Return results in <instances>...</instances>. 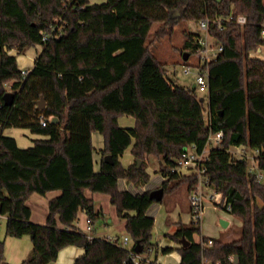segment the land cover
I'll list each match as a JSON object with an SVG mask.
<instances>
[{
	"label": "trees",
	"instance_id": "obj_1",
	"mask_svg": "<svg viewBox=\"0 0 264 264\" xmlns=\"http://www.w3.org/2000/svg\"><path fill=\"white\" fill-rule=\"evenodd\" d=\"M177 12L178 23L210 19L212 35L224 46L216 60L199 66L208 71V107L196 88L169 80L166 63L148 44L153 26L163 25L157 31L160 40ZM241 14L247 17L244 29L231 22L220 30L215 23L221 16ZM197 38L186 32L183 56L197 52ZM37 45L43 49L23 76L17 55ZM0 47V214L7 216L8 236L31 237V254L21 264H49L70 245L85 249L74 264H123L136 242L142 253H150L158 244L148 210L158 201L150 190H121L119 180L144 186L151 178L147 160L154 156L161 160L164 198L182 183L191 192L198 175L173 169L187 146L202 151L218 131L223 139L210 149L206 175L231 205L228 213L241 220V235L206 246L208 237L195 240L201 225L177 222L167 236L181 244L179 264H264V181L249 171L246 158L230 151L235 146L259 150L264 170V60L251 55L264 49V0H0ZM8 91L15 93L12 105L4 102ZM41 97L47 103L43 110L37 107ZM125 115L135 118L134 127L120 125ZM42 116H57L59 122L43 126ZM9 128L29 129L42 138L23 148L4 134ZM94 132L105 141L98 171ZM130 147L134 162L125 167L121 157ZM107 154L113 163L104 160ZM87 189L110 195L126 219L131 248L74 229L80 210L91 222L101 217ZM55 190L61 193L49 202L47 222H33L27 200ZM174 250L161 249L165 254ZM0 264H12L5 260L1 238Z\"/></svg>",
	"mask_w": 264,
	"mask_h": 264
},
{
	"label": "rangeland",
	"instance_id": "obj_2",
	"mask_svg": "<svg viewBox=\"0 0 264 264\" xmlns=\"http://www.w3.org/2000/svg\"><path fill=\"white\" fill-rule=\"evenodd\" d=\"M106 0H90L91 3H102ZM179 13H175L174 17L175 22L173 21L169 25L164 26V36L161 37L160 40H156L158 32L160 28H162V24H155L151 30L150 37L148 39V44L150 48L154 51V53L163 61L166 63V69H167V76L169 80H171L174 84L183 86V87H193L196 83V76L198 72L197 66H202L201 60L199 59V53H195L193 55H190L187 60L184 59L182 51H184V43H185V34L186 32L191 31L192 33L198 34V35H205V32L201 29L199 22L195 21H181L177 22L176 19L179 17ZM173 24H175L173 26ZM245 27H241V29H244ZM158 31V32H157ZM33 49H29V52L36 53L37 57L39 53L42 51L43 46L37 45L35 47H32ZM10 54L17 55L18 51L16 49H10L8 50ZM23 54H25L23 52ZM27 54V53H26ZM252 56L258 57L264 60V50L261 51H253L251 53ZM21 58L20 56L18 58L19 63L21 64ZM190 66L191 71L189 73H186L185 69ZM34 67V63H31L28 65V69L31 70ZM197 92L201 97H204L205 99V105L208 107V101H209V92L208 91H199L197 89ZM127 116V115H126ZM123 117L121 119V123L128 125L130 122L129 117ZM128 126V127H134ZM25 132V131H24ZM29 132V133H28ZM27 132V135L29 137H32L30 134V131ZM9 133L17 134V131L15 128H10ZM215 146L213 143L212 147ZM211 148V147H210ZM208 147V149L210 150ZM231 152L234 156L237 158L240 157L239 152L240 150H237V148L232 147ZM246 153L248 156H245V158L248 161V169L250 172L251 167L256 166L254 171L256 173L263 172L264 170L259 169V162L258 159L254 162V158L256 157L257 153L250 147H245ZM125 157V156H124ZM154 157V156H153ZM254 157V158H253ZM156 158V157H155ZM123 160V159H122ZM154 168H156V172H160V165L157 163H154ZM152 168V169H154ZM253 173V172H252ZM184 175V174H182ZM155 179L159 177V175L154 174ZM259 179V178H258ZM259 181H264V178H262ZM161 185L159 186V188ZM157 189V186L152 188ZM152 191V190H150ZM190 192L187 191V184L182 183L178 187H176V190L173 193H170L165 196L163 199V202L161 203H154L156 206V221L153 228V240L156 242L159 247L162 249V247H172L176 250L181 246V244L178 241L172 240L170 237L167 236V234H172L175 232L177 227V222H183L185 224H190V210H189V201H188V195ZM228 215L222 208L220 207H214V206H208L205 209V214L202 219L201 223V233L195 234V240L201 241L203 237H212L214 239L222 240L225 242H230L233 240H236L241 235V220L237 217H231L230 225L227 227H223L221 225V219ZM124 218H118L114 217L113 221L110 222L106 227L102 225V221H96L95 226L96 228H100V231L98 232L100 235H112V236H121L120 244H123V238L124 236H129L126 229L122 228V224L124 222ZM233 221V222H232ZM6 223H7V217L2 216L0 218V238L5 241L6 248L8 252L11 253V255H17L19 252H27L28 256L31 254L33 243L30 236H24V237H12L8 236L6 234ZM22 239V240H21ZM133 245L132 242H130V245ZM172 244V245H170ZM157 245V247H158ZM178 251V250H177ZM160 257H162V261H169L170 264H177L170 258L169 256H165L166 254L160 251ZM13 258V257H12ZM26 258V259H27ZM179 264V263H178Z\"/></svg>",
	"mask_w": 264,
	"mask_h": 264
},
{
	"label": "crops",
	"instance_id": "obj_3",
	"mask_svg": "<svg viewBox=\"0 0 264 264\" xmlns=\"http://www.w3.org/2000/svg\"><path fill=\"white\" fill-rule=\"evenodd\" d=\"M31 49H33V48H31ZM28 51H30V50L28 49L27 51H25L24 52L25 54L17 55V61H18V58L20 56H22L21 64L18 61V65H19L20 69L28 68V65H30L31 63H35V60L37 58V52L36 53L29 52L28 53ZM125 116H123V117H125ZM126 117H129L130 122L128 123V125H125V124L121 123L122 117H120L119 123L121 126L128 127V126H132L135 124V118L133 116H126ZM15 129L17 131L16 135L9 133L10 128L4 130V134L15 137L17 142H18V145L20 147L26 148V147L32 146L34 139L42 138L41 136L32 134L31 132H30L31 133L30 135L32 137H29L27 135V132L30 131L29 129H25V128H15ZM92 141H93V147L95 149L94 150V169H95V171H98L100 169V162H101V158H102L101 150H103L105 147L104 136L99 132H94L92 135ZM121 161L125 167H128L129 165H131L134 162V156L131 153V147L125 151V153L121 157ZM154 163H157L158 165H160L161 160L158 158H155V157H150L147 160L148 171L151 174V178H150V181L148 183H146L144 186L136 187L132 182L128 181L127 179H120L119 180V188L121 190H128L134 194H138V193L142 194L147 190H153L152 188H154L156 186H157V188H159V186L165 180V177L163 175H161L160 173L156 172V168L153 167ZM152 168H154V169H152ZM154 174L159 175V177L155 179ZM60 193H61V191L55 190V191H50V192L46 193L45 195H41L38 193L32 194L30 196V198L27 200V205L31 209V220L33 222H36V223L45 224L47 222V216H48V212H49V202L52 198L60 195ZM85 194L88 198L93 199L94 204H95V211L97 213L101 214V217L99 219H100V222L102 221V225H104L106 227V225H108L110 222L113 221L114 217L121 218L118 215L116 206H114L111 203L109 194L93 192L89 189H87L85 191ZM155 203H160V205H161V202H155ZM154 205L155 204L153 203V205L149 208L148 214L153 216L155 218V221H156V212H158L159 209H158V211H156V206H154ZM2 216L7 217L6 215H2ZM231 217H233V216L231 214H228V215L224 216L222 219L227 220L229 222V225H230L229 220L231 219ZM99 219L97 221H99ZM123 220H124V222L121 226H122V228L126 229V219H123ZM95 223H96V221L95 222L90 221L86 211L80 210L78 217L75 221V228L74 229L82 230L84 233H86L91 238L92 237L117 238L119 240L122 238L121 236H118V235L117 236H115V235L114 236L102 235L103 233H101V235H100L98 233L100 231V228H96ZM59 226L63 227V225L61 223H59ZM131 242L133 243V241H131ZM170 245H172V244H170ZM132 246H133L132 244L131 245H130V243L128 244V247H132ZM172 247H175V246H172ZM160 251H161V248L158 245V247H156L150 253H148L147 256L159 264H170L169 261H165V260L162 261V257H160V254H159ZM84 252H85V249L83 247L76 246V245L67 246L59 252L57 260L52 261L49 264H74L75 260L79 256L83 255ZM27 256H28V253L23 252V251L20 252V254L18 252L17 255L13 256V255H11L10 252H8L6 245H5V260L7 262L12 263V264H21L24 260H26ZM165 256H169L177 264L180 263V261H181V255L176 249L170 253H167Z\"/></svg>",
	"mask_w": 264,
	"mask_h": 264
},
{
	"label": "built area",
	"instance_id": "obj_4",
	"mask_svg": "<svg viewBox=\"0 0 264 264\" xmlns=\"http://www.w3.org/2000/svg\"><path fill=\"white\" fill-rule=\"evenodd\" d=\"M234 22L235 24L239 25L240 27H245L247 24V17L245 15H229V16H221L217 20H215V23L218 25V29L223 30L226 29L227 24ZM211 23L212 21L210 19H203L199 21L201 29L205 32V35H198V43L200 47L197 49L196 53H199V59L201 60V64H208L209 62L216 60L218 55L224 50V46L222 44H218L215 40V37L211 33ZM48 39V36L45 35L43 40ZM198 72L196 76V89L199 91H208L209 90V82H208V71L207 70H201L200 67H198ZM186 73H189L191 71V67L188 66L185 69ZM22 75L26 76L29 73L28 68H22L21 69ZM45 119L43 116L40 118V122L43 126L47 125L48 120ZM223 139V131H218L216 133H212L208 138L207 146L202 150L199 151L197 146L195 144L189 145L185 148L183 151L182 157L178 159L176 167L173 169V171L179 172L180 174L184 175H190V174H197L198 175V184L197 186L191 190V192L188 195V201H189V210H190V224L195 225H201L202 219L205 214V209L208 206H214V207H220L222 208L226 213L231 209V205L227 202V200L224 198L223 194L218 192L214 187L211 185V179L209 176L206 175L207 168H206V161L208 160L209 152L210 150L208 147L212 148L213 143L215 145H218ZM210 148V149H211ZM237 150H240L239 158H245V156H248L245 150V147L243 146H235ZM257 154L256 157L259 155V150L253 149ZM230 151H232L230 149ZM254 158V157H253ZM257 158H254L253 161L255 162ZM257 166V165H256ZM251 167V171L255 172L254 169L256 167ZM259 180L264 178V173L259 172L256 173ZM225 206L227 209H224ZM229 214V213H228ZM2 215L0 214V217ZM113 243L122 245L127 248L128 244L132 241L130 236H125L123 238L122 243L120 244V240L117 238H107ZM206 246H212L214 243V238L208 237V240L203 242ZM152 249H150V252ZM230 259L233 260L231 257ZM154 260L150 259L147 256V253H137L134 249L130 251L129 258L124 261L123 264H152ZM156 262V261H155ZM156 264H159L156 262ZM204 264H211L208 261H205ZM217 264H222L221 262H218Z\"/></svg>",
	"mask_w": 264,
	"mask_h": 264
},
{
	"label": "water",
	"instance_id": "obj_5",
	"mask_svg": "<svg viewBox=\"0 0 264 264\" xmlns=\"http://www.w3.org/2000/svg\"><path fill=\"white\" fill-rule=\"evenodd\" d=\"M189 57V53L188 52H185L184 53V59L187 60ZM2 60V52H1V47H0V61ZM193 88H196L195 84L193 86ZM4 102L6 105H12L13 102H14V98H15V93L12 92V91H8L4 94ZM204 100V97H202V101ZM46 100L44 97H41V99L39 101H37V107L39 109H45L46 108ZM51 122L52 123H58L59 122V118L57 116H54L52 117L51 119ZM104 160L106 162H109V163H113V156L111 154H107L105 157H104ZM141 164V160H138V165ZM164 189L162 187L160 188H157V189H154L150 192V197L157 200L158 202L162 201L163 198H164ZM221 225L223 227H227L229 225V222L225 219H221ZM183 244L184 245H188L189 242L185 239L182 240ZM134 250L137 252V253H141L143 251V247L142 245L140 244V242H136L135 246H134ZM235 263H238V257L236 256L235 257Z\"/></svg>",
	"mask_w": 264,
	"mask_h": 264
}]
</instances>
